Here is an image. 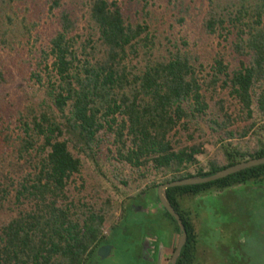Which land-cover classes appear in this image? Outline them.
<instances>
[{
	"label": "trees",
	"instance_id": "trees-1",
	"mask_svg": "<svg viewBox=\"0 0 264 264\" xmlns=\"http://www.w3.org/2000/svg\"><path fill=\"white\" fill-rule=\"evenodd\" d=\"M0 48V87L18 69L43 89L15 130L0 111V147L23 161L0 178V264L92 263L114 199L85 187L86 163L126 199L264 157V0H0ZM261 177L264 165L167 195L177 208ZM182 218L177 264H194Z\"/></svg>",
	"mask_w": 264,
	"mask_h": 264
},
{
	"label": "flooded vegetation",
	"instance_id": "flooded-vegetation-1",
	"mask_svg": "<svg viewBox=\"0 0 264 264\" xmlns=\"http://www.w3.org/2000/svg\"><path fill=\"white\" fill-rule=\"evenodd\" d=\"M220 194L226 196L228 221L216 228L213 252L212 245L205 242L208 232L204 230V218L192 209L204 208L207 200L217 206ZM126 199L127 211H119L106 241L98 248L110 246L109 256L102 259L97 250L91 264H111L119 258L127 260V264H170L180 241V226L161 204L157 188L143 187ZM171 204L183 223L185 216L196 228L194 264H264V177L188 193L181 196L177 208ZM181 255L182 251L177 263Z\"/></svg>",
	"mask_w": 264,
	"mask_h": 264
},
{
	"label": "rangeland",
	"instance_id": "rangeland-1",
	"mask_svg": "<svg viewBox=\"0 0 264 264\" xmlns=\"http://www.w3.org/2000/svg\"><path fill=\"white\" fill-rule=\"evenodd\" d=\"M0 58L4 60V62H9V58L7 57L6 53L1 50L0 48ZM9 66L12 67V64L9 62ZM15 79L13 82L9 84H5L2 87H0V111L4 108H7L8 113H6V116L10 114V112H13L14 117H12V124H11V130L16 129V122L17 116L16 112L19 109H22L28 104H32L35 102L40 95L43 94V89H41L38 85H34V82L24 80L23 75L21 72H19L18 69L13 70ZM21 86H25L27 93H24L21 89ZM7 120L8 118L5 117ZM5 120V119H4ZM2 124L0 120V125ZM207 150L210 154H212L215 150L214 147L211 145H207ZM202 160H204V156L200 157ZM22 162H17L16 155L12 154L10 151L5 150V148L0 147V178L1 175H15L16 171L19 166H22ZM127 173L129 170L126 171ZM82 179L85 180V187H87L89 190L92 189V187H95L99 189L100 196H107L111 195L114 199V212L111 213V215L108 217L103 231L104 233L108 234L110 226L112 225L113 221L116 219V217L119 214V211L121 210V203L125 199V197H120L111 186L106 183L104 180H101L98 178V176L94 173L91 166L86 163L83 171H82ZM78 183H81V180L78 178ZM146 185H140L137 186V184H134L130 187L131 190L129 195L135 194L137 191L145 187ZM100 187V188H98ZM127 195V196H129ZM216 201L217 206L213 203V200H207L206 205L204 208L202 207H194L192 209V212L196 215H201V218H204V230L207 233L208 232V238H206L205 242L207 241L209 244L213 246L214 242V235L216 232V228L223 223H226L228 221L226 209H227V203H226V196L223 194H220ZM198 201V200H197ZM196 201V202H197ZM208 203V204H207ZM218 213H217V212ZM222 211V212H221ZM203 212V214H202ZM218 215H216V213ZM211 246V250L215 252L214 246ZM128 261L125 259L119 258L116 262H111V264H127ZM104 264H109L104 263Z\"/></svg>",
	"mask_w": 264,
	"mask_h": 264
},
{
	"label": "water",
	"instance_id": "water-1",
	"mask_svg": "<svg viewBox=\"0 0 264 264\" xmlns=\"http://www.w3.org/2000/svg\"><path fill=\"white\" fill-rule=\"evenodd\" d=\"M259 165H264V157L261 158H251L242 162H239L233 166H230L228 168H225L223 170H220L216 172L213 175L206 176V177H191V178H184L181 180H175L173 182L161 184L157 188V194L159 197V200L163 207H165L169 213L177 220L179 226H180V241L179 244L175 250L174 256L170 262V264H176L177 260L181 254V251L183 247L187 243V229L180 217V215L176 212L174 207L172 206L169 197L167 195V190L173 187H182V186H193V185H199V184H204V183H209L212 181H216L219 179H223L225 177H228L232 174L238 173L240 171L259 166ZM111 252V247L110 246H103L98 250V256L102 259H105L109 256Z\"/></svg>",
	"mask_w": 264,
	"mask_h": 264
}]
</instances>
